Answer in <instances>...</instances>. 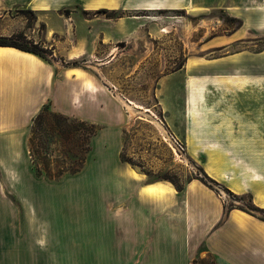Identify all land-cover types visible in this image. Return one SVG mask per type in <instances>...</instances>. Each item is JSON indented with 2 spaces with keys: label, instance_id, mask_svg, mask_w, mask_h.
<instances>
[{
  "label": "rangeland",
  "instance_id": "374dc122",
  "mask_svg": "<svg viewBox=\"0 0 264 264\" xmlns=\"http://www.w3.org/2000/svg\"><path fill=\"white\" fill-rule=\"evenodd\" d=\"M73 1L40 12L0 1V35L24 33L31 42L57 50L52 64L96 74L93 48L101 50V58L114 52L122 57L121 67L138 70L129 79V70L120 72L117 89L109 86V91L117 101L118 94L129 92L140 107L130 104L138 110L132 116L120 103V112L110 113L123 120L119 146L113 131L105 134L106 123L72 118L96 125L99 132L83 170L58 180L35 174L28 149L32 123L25 132L22 123H0V264H218L206 243L200 245L202 255L185 254L178 224L161 218L149 222L156 214L137 199L140 182L123 178L118 169L129 168L135 178L146 172L145 182L169 183L162 180L171 177L184 188L191 181L203 184L222 201L223 221L230 208L249 204L214 180L204 159L188 153L182 132L194 119L185 111L182 81L169 90L164 108L157 106L152 89L160 76L193 57L203 65L204 86H214L209 99L203 96L195 122L259 123L264 119V0H112L115 8ZM151 5L159 9L149 10ZM104 9L118 14L109 19L98 13ZM70 50L77 58L59 57ZM167 134L184 143L181 158L164 142Z\"/></svg>",
  "mask_w": 264,
  "mask_h": 264
},
{
  "label": "crops",
  "instance_id": "0c3cea01",
  "mask_svg": "<svg viewBox=\"0 0 264 264\" xmlns=\"http://www.w3.org/2000/svg\"><path fill=\"white\" fill-rule=\"evenodd\" d=\"M0 1L9 8L24 6L36 12L65 5V0ZM84 1L97 4V0ZM260 15L263 21L264 12L261 11ZM15 34L18 33L0 36ZM93 49L99 63L95 67L97 74L74 67H58L34 54L0 47V123H22L25 132L26 124L32 123L45 106H50L54 113L66 117L107 124L105 134L109 136L113 131L115 144H122L123 120L116 115L112 118L110 114L120 112L121 106L111 95L109 86L117 89L120 72L129 70L130 74L126 76L129 79L137 72L138 66L121 67L122 57L111 52L110 58H101V50ZM72 53L70 50L59 57L72 61L77 58ZM54 54L58 56L56 49ZM138 60L150 62L155 57H139ZM196 61V58H188L176 72L160 76L157 87L152 89V96L157 106L164 108L165 96L171 88L178 89L177 81H182L179 86L182 85L185 111H192L190 118L194 119V123H185L182 132L188 153L196 160L202 158L206 161L204 168L214 180L236 194L252 195L254 204L264 209V119L260 118L259 123L249 120L243 123H196L197 114L203 110V96L207 97L214 88L211 82L204 86L203 65ZM78 73L81 79L76 77ZM171 84L175 86L170 87ZM118 95H124L127 103L137 106L135 103L138 102L128 96L132 95L129 92ZM247 115H250L249 111ZM129 170L120 167L118 173L125 179L140 182L137 199L156 214L149 222L157 223L161 218L165 224L169 221L178 224L185 254L202 255L200 245L206 243L217 257L218 264H264V222L237 209L231 210L223 221L222 201L203 184L191 181L184 191L178 192L170 183L145 182L142 173L136 174L138 178L132 177ZM156 186L162 188L159 195L148 191Z\"/></svg>",
  "mask_w": 264,
  "mask_h": 264
},
{
  "label": "trees",
  "instance_id": "16d2710c",
  "mask_svg": "<svg viewBox=\"0 0 264 264\" xmlns=\"http://www.w3.org/2000/svg\"><path fill=\"white\" fill-rule=\"evenodd\" d=\"M28 12L32 13V11ZM98 13L106 15L109 19L118 14L116 11L105 9ZM0 47L15 48L34 54L50 64L55 60L54 48L49 50L40 43L31 42L24 33L11 37H0ZM98 132L99 128L94 124L54 113L50 106H45L33 120L29 130L28 149L35 174L38 177L46 175L52 180H58L65 174L80 173L88 155L92 152V141ZM143 173L148 175L146 172ZM162 181L171 183L178 192L185 189L176 178L167 177ZM211 182L218 185L212 180ZM236 198L242 201L248 200L249 204L245 207H232L229 211L237 209L264 222V209L254 204L252 195H242ZM198 263L199 261H194V264ZM201 263L205 264L204 261Z\"/></svg>",
  "mask_w": 264,
  "mask_h": 264
},
{
  "label": "bare ground",
  "instance_id": "6f19581e",
  "mask_svg": "<svg viewBox=\"0 0 264 264\" xmlns=\"http://www.w3.org/2000/svg\"><path fill=\"white\" fill-rule=\"evenodd\" d=\"M97 5L98 6H105L108 8H113L116 6V1H112V0H97ZM150 10H157L159 8H149ZM264 21V19H263ZM118 100L119 102L124 105V107H126L129 111V113L133 116L136 113H138V110H135V108L133 106H131L129 103H127L124 99H122L121 97L118 96ZM140 110V109H139ZM143 110V109H142ZM150 192H154L157 193V195H159V193H162V188H160L159 186L153 187L150 190H148Z\"/></svg>",
  "mask_w": 264,
  "mask_h": 264
},
{
  "label": "built area",
  "instance_id": "2783aa9c",
  "mask_svg": "<svg viewBox=\"0 0 264 264\" xmlns=\"http://www.w3.org/2000/svg\"><path fill=\"white\" fill-rule=\"evenodd\" d=\"M163 140L176 157L181 158L182 155H184L186 147L178 137L172 134H167Z\"/></svg>",
  "mask_w": 264,
  "mask_h": 264
}]
</instances>
